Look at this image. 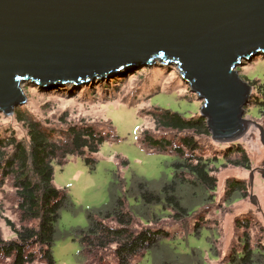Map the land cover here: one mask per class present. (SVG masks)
<instances>
[{"label":"rangeland","instance_id":"374dc122","mask_svg":"<svg viewBox=\"0 0 264 264\" xmlns=\"http://www.w3.org/2000/svg\"><path fill=\"white\" fill-rule=\"evenodd\" d=\"M236 71L240 78L264 82V57L259 55L249 62L244 61ZM20 87L26 102L15 111L24 112L48 130H54V136L65 129L60 121L63 115H67L69 124L84 119L112 131L114 136H110L93 155V169L77 157L68 158L62 167L54 165L53 185L67 193L70 206L60 212L52 257L55 264H83L76 230L87 228V212L109 208L116 198H125L131 213H135L138 202L126 194V191L135 190V182H144L148 190L159 193L162 185L173 179L172 165L178 158L168 153H150L140 143V131L147 130L150 136L155 137L173 138L175 134L155 131L144 112L159 108L179 113L185 118L196 117L203 101H198L195 94L189 91L175 67L157 63L136 69L127 68L89 84L37 88L26 82ZM251 96L253 99L258 97L253 88ZM255 106L250 98L243 118L264 130V117L259 107ZM11 134L18 140H26L25 129L15 116L0 114V137ZM199 145V156L218 162L209 166L217 180L215 192L207 195L209 200L205 201L202 199L205 194H200L198 190H180L183 204L195 211L179 220L172 217L173 212L169 209H150L145 217L150 218V213L154 212L156 215L153 218L158 221L147 226L164 230L169 239L161 241L158 247L130 264L179 261L184 264H227L231 254L240 252L244 232L251 239L252 248L264 246V148L259 140L258 128L251 126L232 143L217 144L209 138H201ZM236 147L245 151L250 170L226 163L237 158ZM121 161H126V165H122ZM231 181L246 186L244 198L227 196V183ZM15 206L11 183L6 181L0 188V232L4 240H11L14 236L5 227L2 218L7 217L18 225ZM135 222L139 228L146 227L140 220ZM97 260L101 264H116L114 247L99 251ZM87 261V264H93L90 257Z\"/></svg>","mask_w":264,"mask_h":264},{"label":"water","instance_id":"95a60500","mask_svg":"<svg viewBox=\"0 0 264 264\" xmlns=\"http://www.w3.org/2000/svg\"><path fill=\"white\" fill-rule=\"evenodd\" d=\"M259 55L264 0H0V114L25 104L26 82L77 86L157 63L203 101L213 142L255 126L264 148L263 128L243 118L252 87L236 71Z\"/></svg>","mask_w":264,"mask_h":264},{"label":"trees","instance_id":"16d2710c","mask_svg":"<svg viewBox=\"0 0 264 264\" xmlns=\"http://www.w3.org/2000/svg\"><path fill=\"white\" fill-rule=\"evenodd\" d=\"M241 79L258 94L257 98H250L264 117V82ZM13 115L25 129L26 140H18L14 134L0 137V188L6 181L11 183L18 213V225L7 217L2 218L14 237L4 240L0 232V264H55L51 249L57 238L56 227L61 210L70 206V202L67 193L53 185L54 165L62 167L68 158L77 157L93 169V155L110 136H114L112 131L84 119L69 124L67 115L60 118L65 129L54 136V130H48L26 113L14 110ZM144 116L151 120L155 131L175 134L173 138L155 137L150 136L147 130L140 131V143L150 153H168L178 158L172 165L173 179L163 184L159 193L148 190L144 182H135V190L126 191L138 202L135 213H131L125 198H116L109 208L87 212V228L76 230L83 264L88 263L87 257L92 259L93 264H101L97 260L99 251L111 247H114L116 264H130L158 247L161 241L169 239V234L164 230L147 226L158 221L153 218L156 215L154 212L150 213V218L145 217L150 209H169L173 212L172 217L179 220L195 211L183 204L180 190H198L200 194H205L202 197L205 201L209 200L207 195L216 190L217 180L209 166L218 162L198 155L199 140L211 139L205 120L200 116L185 118L179 113L159 108H151L144 112ZM234 152L237 158L226 163L250 170L245 151L236 147ZM121 164L126 165V161H121ZM227 188V196L245 197L244 184L231 181L227 183ZM135 220H140L146 227H137ZM250 242L251 239L244 232L240 252L231 254L227 264H264V246L252 248Z\"/></svg>","mask_w":264,"mask_h":264}]
</instances>
